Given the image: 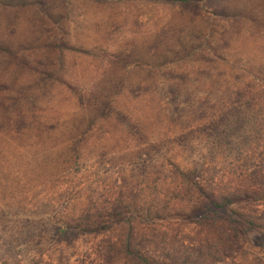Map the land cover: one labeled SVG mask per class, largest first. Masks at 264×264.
<instances>
[{"label": "rangeland", "instance_id": "obj_1", "mask_svg": "<svg viewBox=\"0 0 264 264\" xmlns=\"http://www.w3.org/2000/svg\"><path fill=\"white\" fill-rule=\"evenodd\" d=\"M178 165L217 195L264 186V0L0 2L14 208L132 220L0 264H264V197L187 221Z\"/></svg>", "mask_w": 264, "mask_h": 264}, {"label": "trees", "instance_id": "obj_2", "mask_svg": "<svg viewBox=\"0 0 264 264\" xmlns=\"http://www.w3.org/2000/svg\"><path fill=\"white\" fill-rule=\"evenodd\" d=\"M3 0H0V2ZM10 1V0H7ZM123 1V0H119ZM151 2H166L174 4H191L196 0H145ZM177 173L182 181L181 188L186 187L188 208L182 212L184 219L198 224L209 222L212 214L232 208L252 197L260 200L264 197V186L256 189L235 190L229 193L215 194L199 181L200 168L198 166L182 169L176 166ZM8 180V179H7ZM0 182V254L14 252L17 247L34 249L42 253L52 244L57 242H70L87 233H102L109 231L114 224L124 222L131 224V215L128 217L121 211L103 214L86 210L78 215L58 214L57 210L48 203L43 202L40 208L26 210L22 207L21 200L14 208L13 187L10 182ZM162 209H157L155 219L165 218ZM128 232L129 243L133 238L132 226ZM133 253L139 260L138 264L152 263V261L139 254ZM222 258V257H220ZM164 264V263H159Z\"/></svg>", "mask_w": 264, "mask_h": 264}]
</instances>
